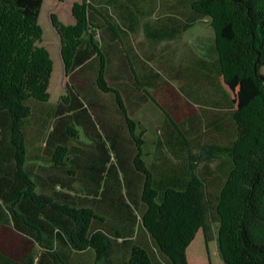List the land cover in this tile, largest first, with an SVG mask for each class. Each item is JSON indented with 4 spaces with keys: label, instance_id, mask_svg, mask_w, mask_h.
Listing matches in <instances>:
<instances>
[{
    "label": "trees",
    "instance_id": "16d2710c",
    "mask_svg": "<svg viewBox=\"0 0 264 264\" xmlns=\"http://www.w3.org/2000/svg\"><path fill=\"white\" fill-rule=\"evenodd\" d=\"M43 1L0 0V145L4 141L2 129L8 126L15 180L20 184L15 189H0V220H6L2 226L6 232L13 230L37 241L43 212L44 217L54 220L52 236L69 250L89 249L94 254L93 264H151L150 251L134 242L128 256L115 257L114 243L122 234L116 230L112 238L106 233V215L37 189L34 168L28 164V122L32 103L49 102L53 68L48 49L39 44ZM191 8L197 16L210 19L220 77L232 92V128L228 141L211 145L205 160L187 149L186 134L179 127L170 130L167 143L177 147L173 153L180 165L168 172H158L144 159V132L139 121L129 115L122 93L106 77L108 61L95 40L96 25L89 12L107 19L104 13L89 1L80 0L72 7L75 23L65 25L55 16L53 23L61 36V55L69 77L73 69L80 72L91 55L98 61L96 87L114 95L137 148L133 166L144 177L141 225L168 263L194 264L190 252L193 243L200 240L203 259L199 264H213L209 244L217 224L221 264H264V0H192ZM134 79L142 87L137 77ZM57 106L51 122L58 119L54 131L63 126L64 138L53 147V166L64 167L70 161L67 142L78 139L80 128L98 146L107 143L84 90L69 82ZM48 137L52 138L51 134ZM185 148L187 159L179 158ZM110 160L107 155L105 162ZM105 170L102 167L99 172ZM69 174H76V170H69ZM122 203L132 217L133 203ZM8 214L12 227L8 226ZM44 247L57 264H68V254L51 245ZM35 264H45L43 257L37 256Z\"/></svg>",
    "mask_w": 264,
    "mask_h": 264
},
{
    "label": "crops",
    "instance_id": "0c3cea01",
    "mask_svg": "<svg viewBox=\"0 0 264 264\" xmlns=\"http://www.w3.org/2000/svg\"><path fill=\"white\" fill-rule=\"evenodd\" d=\"M87 1L97 6L107 18L89 12L91 22L96 25L95 40L108 61L106 77L110 84L122 93L129 115L132 118L138 115L135 119L142 125L141 129L144 132L142 137L145 140L144 159L150 165H154L158 172H168L180 165L176 160V154L173 153L177 147L171 148L167 143L170 130L176 127L186 134L187 149L201 154L203 160L206 159L205 154L211 145L225 144L232 128L231 112L234 108L232 92L220 77L215 38L213 34L205 36L207 31L213 30L210 19L194 13L191 8L192 0ZM89 60V63H84L80 72L89 70L97 73L99 64L95 55H91ZM77 69H73V72ZM134 77H137L142 87L135 82ZM115 101V98L111 102L97 99L96 104L90 99L88 101L98 125L102 128L101 134L111 146L112 157L113 153H119L123 148L122 143L118 142V136L127 134L124 131V128H127L124 120H121V124L118 120L117 122L113 120L114 114L118 117L121 114ZM32 108L33 114L30 118L34 125L27 131L31 158L28 164L34 168L37 189L48 195L54 194L60 200L73 201L75 195L79 196L75 191L76 187H70L68 190L60 176L52 172V168L58 167L50 162L55 143L49 141L48 130L54 129L51 120L58 106L56 102L43 104L34 102ZM140 114L143 115L142 120L139 119ZM2 132L4 141L0 145V189L6 191L18 188L20 184L15 180L16 169L9 143L8 126H4ZM62 136L64 138L63 134ZM85 137L86 133L80 128L76 139L78 146L75 147L76 174L80 172L78 174L81 178H85L91 185H100L99 178L101 175L103 177L104 172L99 171L102 167L106 169L104 163L109 154L107 144L98 146L92 142L86 147ZM131 141L135 145L133 139ZM91 149L95 157L93 163H87L90 157L85 154L90 153ZM136 149L135 145L134 154ZM178 156L187 159L186 148L180 151ZM69 159H72L70 154ZM114 159L117 168H113L110 181L115 179L116 171L119 169L127 176L125 187L130 185V177L126 170L142 175L134 166L124 168L121 159ZM212 164L216 166V163ZM67 171L69 170L65 169V173ZM3 216L6 217V214L3 213ZM7 216L10 218L8 226L12 227V217L10 214ZM39 218L41 234L37 241L31 236L16 234L13 230L6 232L2 226L6 220H0V264H18L15 261L19 264L31 262L35 264L39 255L43 257L45 264L49 262L57 264L50 255L51 252L44 246H54L59 253H63L64 245L50 232L54 220L44 217L43 212ZM105 225L103 228L109 235ZM55 226L58 227L59 224ZM116 230L118 229H115V232ZM133 242L150 251L151 264H169L166 257L155 247L149 233L139 224L135 226L133 236L122 235L117 238L113 247L115 257L128 256ZM196 242L199 247L198 263L194 261L193 247L190 254L193 263L199 264L203 259L201 241ZM71 252L73 255H70L68 264H76L74 255H78V252Z\"/></svg>",
    "mask_w": 264,
    "mask_h": 264
},
{
    "label": "rangeland",
    "instance_id": "374dc122",
    "mask_svg": "<svg viewBox=\"0 0 264 264\" xmlns=\"http://www.w3.org/2000/svg\"><path fill=\"white\" fill-rule=\"evenodd\" d=\"M77 1L80 0H44L43 6L41 7L38 23L43 29V37L39 44L48 49L49 56L53 62L51 83L49 84V102H56L57 104V102H59V100L61 99V96L66 94L69 82H73L75 86L79 87V89L84 90V95L88 99V101L90 99L95 104L97 99L111 102L115 98H113L114 95L112 94L111 96L110 94L105 93L96 87V73L94 71L86 70L84 72H79L76 70L71 75V77H69V75L65 71V64L61 55V36L53 23V17L55 16L61 23H64L65 25L75 23L76 19L72 14V7L73 4ZM207 34H213V38H215L213 30L207 31L205 33V36ZM137 116H135V118ZM117 117L118 116L114 114L113 120L115 122H117L118 120V123H122V114H119V117ZM142 118L143 115L140 114L139 119L142 120ZM139 124L141 123L139 122ZM33 125V120L32 118H30L28 122V130H30V128L32 129ZM51 125L53 126V128L57 126L58 119L55 120ZM76 126L78 127V125ZM141 126L142 125H140V127ZM125 127L127 126L125 125ZM50 129L48 130V133L51 134L52 138L50 137L49 141L54 142L55 144L61 142L63 139L62 131L64 130V127L62 126L60 131L59 129L57 131H54V129L51 131ZM121 129L122 128H120V131ZM124 131H126L127 134L123 133L122 135L120 134L118 136V142L122 143L121 146H123V148H121L123 149V151L125 150L124 152L121 149V151L117 153V155L113 153L112 157V150L110 149L111 146L106 143V149L109 152L108 155L111 156V160L110 162L106 163V170L103 177L100 179V185H91V183L86 182L85 178H81V176L78 174L80 172L73 175H70L69 171L65 173V169L76 170L75 147L78 146V142L76 139H71L67 142V145L70 146L69 152H71L70 155L72 156V159L68 162L66 168H52V172H56L57 176H60L59 178H61L63 184L67 185L68 190L70 187H76L77 190L75 188L74 189L76 193L79 194V196L75 195L77 199H75V197L72 198V200L75 201L76 204L91 206L98 214L106 215L107 223L105 226L108 230L109 235L111 236H116L115 229H118L123 236H133L135 226L138 224L141 225V213L145 210V206L140 199V195H142L141 180H143L144 178H142V175H138V173L135 171L126 170V173L130 177V185L126 188L125 179H127V176L122 170L119 169L117 170L115 179L110 181L113 176V170L112 168H110V166L115 165V167L117 168L114 158L121 159V165L124 168L133 167V159L135 155L133 148H135V145L131 141L132 139L129 135L128 128H124ZM85 139V142L87 143L86 147H89L93 141L89 137H85ZM89 157L90 158L87 163H93V157H95V155H93V149H91ZM139 176L141 178H139ZM119 198L124 203H126L128 200L133 203V205L131 204L130 210L132 217L126 213V209L124 208V205L119 200ZM212 229L214 238L210 241L209 244L212 255L211 260L213 264H221L222 259L218 250V241L216 238L218 229L217 224H214V227ZM198 248V242L193 243V256L195 258V262H197V259L199 258ZM62 251L68 254V258L71 257L70 255H73V252H71L72 250H69L65 246L62 247ZM92 256L93 253L91 251H82L78 252V255H74V260L76 264H91Z\"/></svg>",
    "mask_w": 264,
    "mask_h": 264
}]
</instances>
